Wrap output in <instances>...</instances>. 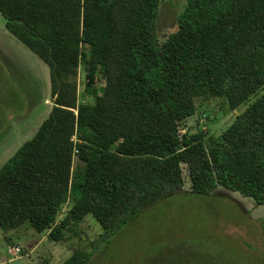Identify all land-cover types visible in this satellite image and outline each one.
I'll use <instances>...</instances> for the list:
<instances>
[{"label":"trees","instance_id":"trees-1","mask_svg":"<svg viewBox=\"0 0 264 264\" xmlns=\"http://www.w3.org/2000/svg\"><path fill=\"white\" fill-rule=\"evenodd\" d=\"M160 5L0 0L6 28L49 66L53 98L0 167V227L28 224L64 243L92 214L104 231L63 264H89L101 243L178 192L224 187L264 205V0H187L164 39ZM208 98L237 111L233 122L220 135L182 132Z\"/></svg>","mask_w":264,"mask_h":264},{"label":"rangeland","instance_id":"rangeland-1","mask_svg":"<svg viewBox=\"0 0 264 264\" xmlns=\"http://www.w3.org/2000/svg\"><path fill=\"white\" fill-rule=\"evenodd\" d=\"M186 3L187 0H161L157 28L162 39L176 30ZM4 24L0 12V25ZM12 42L11 61L1 55L6 43L0 42V167L35 135L53 107L49 66L35 53L17 52V44L13 39ZM104 84L98 80V86ZM86 86L80 70V97ZM236 113L219 98L201 100L196 114L182 123V132L201 128L220 135ZM184 173L185 189L189 190L186 169ZM67 209L65 206L60 217ZM263 222L264 205L238 192L224 187L214 195L182 191L147 206L101 243L89 264H264ZM80 228L79 236L56 243L47 233H38L28 224L9 232L0 227V264H63L77 248L89 249L104 231L92 214ZM10 245L20 246L22 252L9 255Z\"/></svg>","mask_w":264,"mask_h":264},{"label":"crops","instance_id":"crops-1","mask_svg":"<svg viewBox=\"0 0 264 264\" xmlns=\"http://www.w3.org/2000/svg\"><path fill=\"white\" fill-rule=\"evenodd\" d=\"M12 39L16 42V44L17 45H15L14 44V48H15V50L17 51V52H22V51H24V52H26V54H32V53H34L32 50H30L22 41H20L16 36H14L7 28H6V19H5V24L4 25H0V40L1 41H3V42H5L6 43V45L4 44V48H2L1 46H0V48H2V49H4V53L3 54H1L5 59H8L9 61H11L12 59H14V57H13V50H12V45H13V42H12ZM0 41V42H1ZM6 48V49H5ZM6 52V53H5ZM32 52V53H31ZM32 56H34V55H32ZM40 60V59H39ZM42 60V59H41ZM43 61V60H42ZM39 62V61H38ZM37 62V63H38ZM44 62V61H43ZM43 62H41V64L43 63ZM45 63V62H44ZM43 63V64H44ZM38 64H40V63H38ZM43 64H42V66H43ZM44 65H47L46 63L44 64ZM41 66V65H40ZM18 150V149H17ZM16 150V151H17ZM15 151V152H16ZM10 158V157H9ZM8 158V159H9ZM7 159V160H8ZM6 160V161H7ZM5 161V162H6ZM4 162V163H5Z\"/></svg>","mask_w":264,"mask_h":264},{"label":"built area","instance_id":"built-area-1","mask_svg":"<svg viewBox=\"0 0 264 264\" xmlns=\"http://www.w3.org/2000/svg\"><path fill=\"white\" fill-rule=\"evenodd\" d=\"M21 252H22V249H21L20 246H12V245H10L8 247V253H9V255L16 256V255L20 254Z\"/></svg>","mask_w":264,"mask_h":264}]
</instances>
